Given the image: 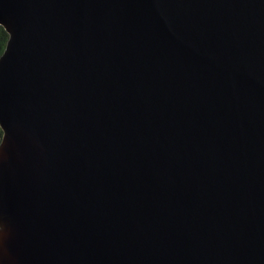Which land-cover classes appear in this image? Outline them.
Masks as SVG:
<instances>
[{"label":"water","instance_id":"1","mask_svg":"<svg viewBox=\"0 0 264 264\" xmlns=\"http://www.w3.org/2000/svg\"><path fill=\"white\" fill-rule=\"evenodd\" d=\"M0 264H264V0H0Z\"/></svg>","mask_w":264,"mask_h":264},{"label":"trees","instance_id":"2","mask_svg":"<svg viewBox=\"0 0 264 264\" xmlns=\"http://www.w3.org/2000/svg\"><path fill=\"white\" fill-rule=\"evenodd\" d=\"M9 37H10V35L7 32V30L2 25H0V56L3 54V52L7 46V43L9 41Z\"/></svg>","mask_w":264,"mask_h":264}]
</instances>
